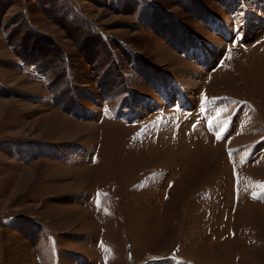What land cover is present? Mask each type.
I'll return each instance as SVG.
<instances>
[{
    "label": "rangeland",
    "instance_id": "1",
    "mask_svg": "<svg viewBox=\"0 0 264 264\" xmlns=\"http://www.w3.org/2000/svg\"><path fill=\"white\" fill-rule=\"evenodd\" d=\"M0 264H264V0H0Z\"/></svg>",
    "mask_w": 264,
    "mask_h": 264
}]
</instances>
